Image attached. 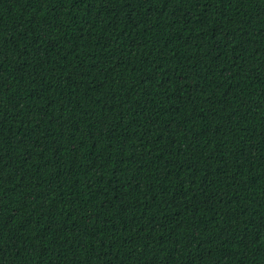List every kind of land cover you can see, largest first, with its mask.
Masks as SVG:
<instances>
[{
    "label": "trees",
    "instance_id": "obj_1",
    "mask_svg": "<svg viewBox=\"0 0 264 264\" xmlns=\"http://www.w3.org/2000/svg\"><path fill=\"white\" fill-rule=\"evenodd\" d=\"M0 264H264V0H0Z\"/></svg>",
    "mask_w": 264,
    "mask_h": 264
}]
</instances>
